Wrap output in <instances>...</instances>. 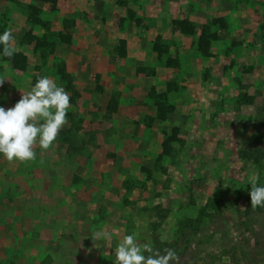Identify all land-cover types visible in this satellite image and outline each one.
<instances>
[{"label": "rangeland", "instance_id": "1", "mask_svg": "<svg viewBox=\"0 0 264 264\" xmlns=\"http://www.w3.org/2000/svg\"><path fill=\"white\" fill-rule=\"evenodd\" d=\"M6 29L0 107L42 76L71 107L35 161L0 155V264H113L133 232L180 264H264V0H0Z\"/></svg>", "mask_w": 264, "mask_h": 264}, {"label": "clouds", "instance_id": "2", "mask_svg": "<svg viewBox=\"0 0 264 264\" xmlns=\"http://www.w3.org/2000/svg\"><path fill=\"white\" fill-rule=\"evenodd\" d=\"M0 46L3 56L9 59L17 51L11 29L0 34ZM3 81L0 78V83ZM70 107L69 93L55 79L48 76L38 78L30 91L22 92L13 107H0V155L9 163L35 161L37 146L46 151L54 145L67 123ZM259 179V174H254L248 181L253 209L264 208V185H258ZM91 238L110 240L111 234L99 230ZM180 261L181 257L174 249L164 248L161 252L151 241L141 243L133 232L119 239L113 264H180Z\"/></svg>", "mask_w": 264, "mask_h": 264}, {"label": "trees", "instance_id": "3", "mask_svg": "<svg viewBox=\"0 0 264 264\" xmlns=\"http://www.w3.org/2000/svg\"><path fill=\"white\" fill-rule=\"evenodd\" d=\"M257 156H261V157H263L262 154H260V153H258ZM155 248H157V246H155Z\"/></svg>", "mask_w": 264, "mask_h": 264}]
</instances>
